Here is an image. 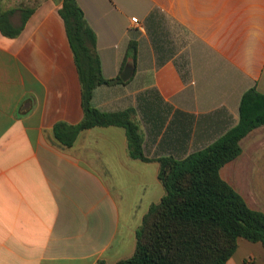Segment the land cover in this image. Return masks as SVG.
Returning <instances> with one entry per match:
<instances>
[{"label":"crops","instance_id":"obj_1","mask_svg":"<svg viewBox=\"0 0 264 264\" xmlns=\"http://www.w3.org/2000/svg\"><path fill=\"white\" fill-rule=\"evenodd\" d=\"M77 1L109 81L91 104L132 110L151 161L130 156L123 127L81 131L71 146L56 138V125L76 126L85 115L62 1L0 0L13 27L33 10L17 36L0 30V264L131 258L144 216L166 193L157 159L207 148L239 124L248 90L264 95V0ZM131 41L137 60L119 82ZM241 145L221 176L240 194V183L252 182V208L264 212V126ZM227 264H264V245L240 239Z\"/></svg>","mask_w":264,"mask_h":264},{"label":"trees","instance_id":"obj_2","mask_svg":"<svg viewBox=\"0 0 264 264\" xmlns=\"http://www.w3.org/2000/svg\"><path fill=\"white\" fill-rule=\"evenodd\" d=\"M59 11L75 56L82 86L83 121L71 126L58 124L55 136L71 146L81 131L117 126L127 131L129 154L145 162L144 138L134 112L105 113L92 106L94 91L109 83L103 76L97 34L86 20L77 0H61ZM32 9H23L21 26L13 27L8 13L0 11V30L17 36ZM138 44L131 41L124 59L136 62ZM122 82L121 78H118ZM264 126V95L248 90L240 104V121L205 149L184 159L162 157L159 180L165 195L144 216L136 234L131 258L117 264H227L240 239L264 245V212L249 206L246 199L221 176V170L243 153L241 142L254 129Z\"/></svg>","mask_w":264,"mask_h":264},{"label":"rangeland","instance_id":"obj_3","mask_svg":"<svg viewBox=\"0 0 264 264\" xmlns=\"http://www.w3.org/2000/svg\"><path fill=\"white\" fill-rule=\"evenodd\" d=\"M23 1H40V0H23ZM244 159H245V162L248 163L247 167L245 168L246 170L249 171V163L252 161L253 162V150L252 148L249 147L248 144H245L244 145ZM252 168V167H251ZM252 188H253V183L252 182H241L240 183V192L241 194L246 198V200L248 201V203L250 204L251 207H258V203L257 201L254 199V196H253V191H252Z\"/></svg>","mask_w":264,"mask_h":264},{"label":"water","instance_id":"obj_4","mask_svg":"<svg viewBox=\"0 0 264 264\" xmlns=\"http://www.w3.org/2000/svg\"><path fill=\"white\" fill-rule=\"evenodd\" d=\"M132 72H133V69L131 67H128L127 69H125V71H123V73L120 76L122 81L124 82L128 81L132 75Z\"/></svg>","mask_w":264,"mask_h":264},{"label":"built area","instance_id":"obj_5","mask_svg":"<svg viewBox=\"0 0 264 264\" xmlns=\"http://www.w3.org/2000/svg\"><path fill=\"white\" fill-rule=\"evenodd\" d=\"M132 23L137 24L138 25V19L137 18H132Z\"/></svg>","mask_w":264,"mask_h":264}]
</instances>
